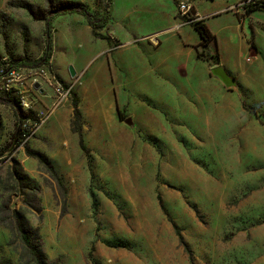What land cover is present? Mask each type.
Masks as SVG:
<instances>
[{"label":"rangeland","instance_id":"374dc122","mask_svg":"<svg viewBox=\"0 0 264 264\" xmlns=\"http://www.w3.org/2000/svg\"><path fill=\"white\" fill-rule=\"evenodd\" d=\"M58 1L0 0V65L39 62L48 39L45 21L33 14L51 19L52 36L50 10ZM69 1L94 12L106 7L105 0ZM177 22L183 26L179 12ZM120 44L111 41L112 50ZM38 114L0 94V264H36L12 211L39 230L47 264H264V145L177 143L174 128L171 135L169 128L140 129L137 144L102 147L120 169L102 177L92 170L81 191L47 163L26 174L17 155L25 144L15 136ZM86 147L92 169L96 157ZM15 173L29 179L17 181Z\"/></svg>","mask_w":264,"mask_h":264},{"label":"crops","instance_id":"0c3cea01","mask_svg":"<svg viewBox=\"0 0 264 264\" xmlns=\"http://www.w3.org/2000/svg\"><path fill=\"white\" fill-rule=\"evenodd\" d=\"M177 1L112 0V22L98 35L81 15H54L50 62L79 98L84 141L96 162L91 169L80 135L72 130L71 101L51 112L25 146L19 145L27 175L41 167L25 152L29 146L45 155L66 185L85 191L92 170L102 177L111 167L120 169L102 147L137 144L140 129L169 128L171 135L174 128L170 137L177 143L190 138L264 145V10L244 17L232 9L241 0H183L215 36L209 51H218L220 61L213 67L198 56L202 39L194 27L178 26ZM107 37L120 47L112 50ZM153 38L160 39L157 45ZM219 67L231 86L213 74ZM42 104L37 110L45 113L51 100Z\"/></svg>","mask_w":264,"mask_h":264},{"label":"built area","instance_id":"2783aa9c","mask_svg":"<svg viewBox=\"0 0 264 264\" xmlns=\"http://www.w3.org/2000/svg\"><path fill=\"white\" fill-rule=\"evenodd\" d=\"M260 0H241L240 4L232 9L236 12H242L247 16L252 5ZM178 12L182 24H192L200 18L195 14L193 8L186 1L179 0ZM152 43L157 45V38L151 39ZM0 65V93L19 103V106L26 111H35L39 120L36 123L32 119H26L20 125V142L26 145V142L34 135L35 131L41 126L48 116L55 109L64 106L73 99L72 87L65 83L53 68L52 63L43 64L38 68H26L17 66V62L6 60ZM39 86L36 88V86ZM44 98L51 100V107L47 111L39 112L37 106L42 104Z\"/></svg>","mask_w":264,"mask_h":264},{"label":"trees","instance_id":"16d2710c","mask_svg":"<svg viewBox=\"0 0 264 264\" xmlns=\"http://www.w3.org/2000/svg\"><path fill=\"white\" fill-rule=\"evenodd\" d=\"M105 1H106V7L102 12H99V11L94 12L86 4L82 2H75V1H69V0H61V1L56 2V4H54L51 7L50 12L54 13V15L56 14L81 15L82 17H84L86 22L92 27L94 33L98 35V32L103 31L104 29L108 28V26L110 25L113 19L112 18V0H105ZM177 3H179V0L177 1ZM260 9L264 10V0H260L259 2L254 3L252 7L249 9V12L260 10ZM33 16L36 20L45 21L46 23L45 35L48 39V42L46 44L44 56L39 60V62H37V64L36 62H34L33 64H25L19 67H26V68L36 67L37 68L38 66H40L41 61L43 60L45 61L43 64L48 63L52 56V36H51L52 22H51V19H45L35 13L33 14ZM191 25L199 33L202 39V44H201L202 50L198 52V56L204 60L209 61L213 67L218 66L219 61H220V55L218 53L211 54V52L209 51L210 44L213 41H215L214 34H212V32L209 30L204 20H201V19L196 20ZM107 39L110 40V42L115 41L111 39L110 37H107ZM72 104L74 107V113H73L74 119H73L72 127H73L74 132L80 135V138H81L80 146L82 150L87 154L89 150L86 147L83 137H82L83 116L79 108V98L76 95H73ZM120 117H122L121 114H120ZM28 118L30 119V117ZM28 153L29 155H34L41 163H47L51 166L50 162L45 157V155L41 153H32L31 151H28ZM27 178L25 175L15 173V179L17 181L25 180ZM92 199H93L94 206H97V198L94 192H92ZM5 209L9 211L10 208L6 206ZM11 215H13V218L11 219H14V221L16 222V225H17L16 228L20 232L24 244L31 251V254L33 256L35 263L36 264H47V257L41 248L42 247L41 244L38 242V239L40 238L39 230H35L32 232V230L28 229L25 216L19 214V212L12 211ZM33 236H35L36 239H33Z\"/></svg>","mask_w":264,"mask_h":264},{"label":"water","instance_id":"95a60500","mask_svg":"<svg viewBox=\"0 0 264 264\" xmlns=\"http://www.w3.org/2000/svg\"><path fill=\"white\" fill-rule=\"evenodd\" d=\"M69 72H70V75H71L72 78H74L76 76V71H75L73 66L69 67ZM213 74H215L216 76L220 77L225 82V84H227L228 86L232 85V83L228 80L227 75L223 71L222 68H220V67L219 68H215L213 70ZM38 87L39 86L37 85L36 88H38Z\"/></svg>","mask_w":264,"mask_h":264}]
</instances>
